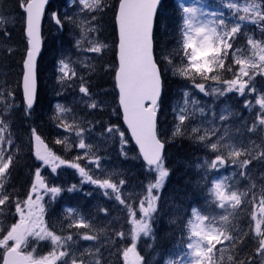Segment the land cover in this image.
<instances>
[{
  "label": "snow or ice",
  "instance_id": "obj_1",
  "mask_svg": "<svg viewBox=\"0 0 264 264\" xmlns=\"http://www.w3.org/2000/svg\"><path fill=\"white\" fill-rule=\"evenodd\" d=\"M19 9L22 10L26 21L24 35L27 39L26 56L23 58L22 69V102L16 104L15 91H8L7 96H11L9 101L5 98V93L0 91V104H3V112L22 107L24 116L31 118L34 106L37 103L36 84V55L40 50V17L44 11L46 0H17ZM81 5L78 16H66L69 23L80 28V36L76 39L77 50L87 53L101 54L107 45L98 39H92L90 33L97 32L99 26L94 25L97 16L103 13L107 7L106 0H79ZM220 4L231 10V16L224 13L222 9L206 13L196 7L178 4L180 11V21L177 29L176 43L172 51L163 50L157 55L155 46L154 30L157 27V13L161 5V0H119L118 9L115 12V22L118 28V45L116 58L118 66L115 68V88L118 91L119 108L123 114L124 123L127 124L131 135L139 146L140 156L143 158L144 168L149 175L147 195L140 201V213L142 216L137 219L136 213L131 206L128 212L133 225L130 232L131 243L120 250L124 264H142L143 257L137 252V241L143 233L148 236L151 233L149 220L154 219L153 213L158 211L157 201L160 199L154 194L162 188L165 178L170 171L165 165L164 149L165 139L158 129V113L161 110L163 97L165 95V82L169 75L179 77L189 81L194 88L205 96L213 95L217 98L226 96L228 93H236L241 97L249 93H257L256 77H264V0H249L244 4L238 0H220ZM243 12V15L240 13ZM53 20L62 29L64 20L58 14L53 13ZM9 17L0 14V37H11V32L7 28ZM87 24V27H85ZM255 25L260 29L261 39H257L255 34L247 35V26ZM247 35V47L240 43L241 37ZM85 41L87 45L85 46ZM79 62L89 70V74L95 72V66L86 63L85 60L72 61L70 56H64L58 61L57 71L59 75L56 82L60 89L66 87H79V92L83 94L80 101L87 108H102L100 101L96 100L90 91V82L84 73H79L75 64ZM72 65V67H70ZM235 65L236 67H233ZM231 73L229 78L226 74ZM79 79L77 85L74 81ZM65 81H72L65 83ZM213 81L214 84H206ZM57 94H60L58 91ZM87 97L88 100H85ZM184 103H177L172 108L174 120L172 138L186 135L194 142H199L205 149L216 153L214 158H205L204 164H197L198 169L214 170L219 173L222 168H227L229 162L231 166L239 167L240 177L248 176V166L253 160L264 161V144L256 145L260 151L256 152L246 148L243 144L237 146L233 143L221 141L223 136L212 139L219 131V126L212 121H204L200 124L191 125V133H188L191 120L196 118L197 113L203 116L205 108L200 106L201 102L192 94L190 89H183ZM90 101V102H89ZM255 103L259 105L260 111L256 113V120L249 132H258L259 126H264V89L256 97ZM244 107L251 111L250 101H244ZM72 113L73 125L67 123V114ZM233 115L227 108L222 110L219 116L221 121ZM215 117V113H213ZM59 122L57 128L63 127L65 132L75 131L79 138L78 147L80 149H91L92 145L86 144L83 133L84 128L78 124L77 114L63 105L55 106V114L52 117ZM205 124L212 125L204 127ZM0 144L7 143L12 146L14 141L11 137L5 136L9 124L0 116ZM203 128V134L201 129ZM91 131V129H87ZM108 133L105 139L120 136V143L126 144L125 133L117 125H108ZM104 136V133H101ZM67 137L57 139V144H64ZM29 143L32 146L35 159L40 162L36 166L35 179L32 181L27 198L13 200V193L5 188V182L11 175L10 168L13 165L12 154L4 155L0 151V213L11 210L15 206V214L19 220L12 223L10 228L4 229L6 235L0 238V248L4 249L3 264H78L73 255L72 245L76 243L74 236H79L85 241L97 240L98 236L89 232H76L65 230L61 222L60 231L57 232L54 222L50 223L45 219L48 206L55 201L63 191L69 193L79 191L76 184L64 189L60 186L49 184L41 175V167H50L53 175H58L57 169L61 165L76 169L82 177V183L87 182L105 190L104 195L111 198L107 189H112L115 199L121 204H125L122 199L121 189L116 183L107 178H99L86 171L78 163L69 162L56 155L49 149L35 127L31 128ZM221 148L227 150V156L223 154ZM89 153L85 152L84 157ZM84 157L77 156V160ZM241 157H246L241 159ZM89 163H95L100 167L99 158H90ZM233 175H237L233 172ZM208 179L205 173L204 180ZM232 177L221 174L219 179H213L211 187L207 190L208 199L206 203H214L216 207L223 210L219 217V222L215 216L201 214L197 208L191 210V217L183 227L187 231L181 232L180 247L181 254L174 261L168 264H218L216 252H220V260H223L224 248L217 249V245H224L225 241L230 244L225 247L235 248L238 243L243 242V237L250 233H241L240 237L231 234L226 227L244 211L247 202V191L241 192L235 187V182L228 183ZM121 185L124 183L120 181ZM254 187V185H253ZM51 194V200H45V194ZM86 195H92L91 192ZM145 202L147 206H145ZM251 219L255 221V237L257 243L254 254L244 260L236 261L233 255H228L227 259L233 264H256L257 258L264 264V191L260 194L259 211L257 205H252ZM231 209L232 211H228ZM107 212V209H102ZM54 211V209H53ZM64 212L71 220L67 224V229H90L92 225L86 221L73 208H65ZM175 222V221H173ZM114 236L120 240H127L124 232H115ZM31 238V240L29 239ZM111 239V238H110ZM9 241L12 243L9 244ZM50 243L51 250L47 255L34 258L32 252L22 254V248L35 243ZM113 246H117L114 242ZM32 251H36L35 248ZM79 264H86L79 261ZM95 264H100L99 260Z\"/></svg>",
  "mask_w": 264,
  "mask_h": 264
},
{
  "label": "rangeland",
  "instance_id": "obj_2",
  "mask_svg": "<svg viewBox=\"0 0 264 264\" xmlns=\"http://www.w3.org/2000/svg\"><path fill=\"white\" fill-rule=\"evenodd\" d=\"M173 1L176 3L177 8L179 3H184L185 6L196 7L206 13L222 9L226 15L231 16V10L223 7V5L220 4V0ZM80 7L79 0H58L53 1L46 11L43 19V27L46 28L47 32L44 35V41L48 53L41 61V84L45 86V92H43V103L40 107L38 106V110L33 115L32 120H34L40 127L41 137L47 140L52 146V151L56 155L69 162L80 164L86 171H89L90 174L96 177L107 178L116 183L121 189V196L122 199L125 200V204H121L115 199L116 194L112 192V189L106 190L111 194V198H109L104 195L105 190L87 182L82 183V177L74 168L61 165L57 169L58 175H53L50 167H41V175L49 184L60 186L64 189L76 184L77 188L80 189L79 191L72 193H69L66 190L63 191L55 198V201L48 206L45 219L50 223L54 222L57 232L60 231L61 222H63L66 232H89L90 234L98 236V239L93 241H85L79 236H74L76 243L72 245V248L73 255L78 261V264L81 260L85 261L86 264H95L96 260H99L100 264H124L123 258L120 255V250H122L124 246L130 245V232L133 227L129 222L131 217L129 216L128 206L132 207L133 211L136 213L137 219L142 216V213H140V201L147 195L148 180L150 177L146 173L144 165L137 156L135 149L131 145L129 138L120 123L121 117L117 103V94L114 87L115 68L117 67L115 60L116 42L113 45L111 37H109V39L101 40L100 37L97 36L98 30L89 35L92 39H98L107 45L101 54L98 55L96 53H87L77 50L75 43L76 39L80 36V28L69 23L66 16H78ZM53 13L58 14V16L64 20V27L62 29L53 20ZM166 15L167 13L162 3L157 14V26L159 25V29L163 32H169L171 30L165 24ZM98 16L101 17L100 14ZM93 23L94 25H97L95 24L96 21ZM85 27H87V24H85ZM173 31L177 36L176 27ZM243 39L244 41L241 44L247 47V36H244ZM85 46H89L87 45V41H85ZM163 50L165 49L160 47L157 51V55ZM66 55L70 56L72 61L85 60L86 63H91L95 66V72H104L105 70L113 73L110 80L112 82V87L104 86L100 90L101 92L106 93L104 97H100L96 92H92L94 98L102 103V108H87L84 103L80 101V97H82L83 94L79 92L78 86L75 88L66 87L60 89V86L56 82V77L59 75L57 71L58 61ZM70 67H72V65H70ZM233 67L236 66L233 65ZM75 68L79 73L85 74L90 82L91 91V86L93 85L92 77L95 72L89 74V70L83 67L79 62L75 64ZM227 76L230 78L231 73H228ZM172 78L174 77L171 75L167 77V79ZM70 82L72 81H65V83ZM74 82L78 85L79 79L77 78ZM205 83L214 84L213 81H207ZM256 84L257 93L255 94L249 93L248 95L241 97L236 93H228L226 96H221L219 98L213 95L205 96L194 88L189 81L182 82L181 85H178L174 97H172L169 102L167 119H161L158 129L160 133L165 134L162 135V139L167 141L165 143L166 146L174 144L175 141L179 139H183L195 149L194 155L177 161L181 167L192 172L193 182L190 185L191 188L180 189L177 191L179 197H177L176 202L170 203L172 205L164 202V199L162 201H160V199L157 201L158 211L153 213L154 219L149 220L151 233L148 236L141 233L137 241V252L144 258L142 264H168L169 261H174L178 258L182 252L180 247L181 232L184 231L185 236H187V231L183 226L188 223L193 207L197 208L201 214H207L210 217L215 216L217 222H219V217L223 214V210L216 207L214 203H206V200L208 199L207 190L211 187L212 180L219 179L221 174L232 177L228 183L231 184L235 182V187L239 191H247V196L245 198L247 202L244 205V211L235 219L230 218L231 223L226 225V227L230 230L231 234L236 235L237 237L238 233H250L251 241L254 243V248L251 254H254L257 238L253 231L255 228V221H252L251 214L253 203L257 205L256 211H259L260 194L264 191V161L259 159L253 160L248 166L247 177H240L238 173L241 169L239 167L231 166L230 162L229 166L227 168H222L219 173L206 168L198 169L196 167L197 164H204L206 157L214 158L216 153L205 149L199 142H194L189 139L187 134L172 138L173 124L178 123V121L174 120L172 108L177 105V103L183 105V89L187 87L201 102L200 106L205 108L203 116H200L199 113H197L195 119L190 122L186 121V124H189L188 133H191V125L200 124L204 121H212L213 124L219 126V131L216 133V136L212 137L213 140L218 136H223L224 139L221 141L222 144L233 143L237 146L243 144L246 148L258 152L260 149L256 147V145L264 144V126H259L260 130L258 132H249L247 129L252 127V123L256 120V113L260 111L259 105L255 103V100L256 97L261 94V90L264 89V77L257 76ZM58 91L60 94H57ZM84 99L88 100L87 97H84ZM245 100L250 101L252 105L251 111L244 107ZM57 104L71 108L77 114L79 126L85 129L83 133L85 143L92 145L91 149H80L78 147L79 138L76 136L75 131L65 132L63 127H56V124L59 121L52 119V117L55 114V106ZM225 108L232 112L233 115H230L226 120L221 121L219 116ZM213 113H215V117L213 116ZM67 123L73 125L72 113L67 114ZM108 125L119 126L120 130L125 133L127 143L123 145L120 143L119 134L114 138L109 137L105 139L104 137L108 136V133L106 132ZM211 126L212 125L210 124L204 125V127L209 128ZM73 127H76V125H73ZM87 129H91V131H87ZM102 132L104 133L103 137L101 136ZM9 134H11V137L15 142V133H12L8 129L4 135L7 137ZM200 134H203V128L201 129ZM65 137H67L66 143H56L57 139H63ZM22 140L24 149L30 148L32 150L28 135L22 137ZM13 150H15L14 147ZM221 151L227 156V150L221 148ZM85 152L89 153L88 157H84ZM4 154H8L6 148L4 149ZM19 154L20 152L16 150V155ZM77 156L84 158L77 160ZM95 157L99 158V168L95 163H89V159ZM243 158L246 157H241V159ZM169 159H172V157L169 156ZM39 164L40 162L38 161L36 166ZM141 172L144 175V179L142 180L139 179ZM233 172H236L237 175H233ZM205 173H207L208 176L206 181L204 180ZM121 180L124 181L122 185L120 183ZM164 185L165 183L158 192L153 190L154 194L160 197V195L163 194ZM89 192H91L92 195H86V193ZM192 195H195L197 199L195 200ZM45 200H51L50 193L45 194ZM145 206H147L146 202ZM66 207L73 208L77 213L83 215L92 227L90 229H67V224L71 218L67 217V213L64 212ZM102 209H107V212ZM228 211L232 210L229 209ZM164 214L170 217L171 225H176V221L173 220V217L177 218V231L175 237L177 245L174 246V249L171 251L157 250L153 243L155 226L160 221V216H165ZM5 217L6 214L4 212L0 213V234L3 235H6L4 229L10 228L11 226L4 223ZM11 219H13L11 222L15 223L19 220V216L14 214ZM262 227H264V225H262ZM115 232H124L128 239L120 240L119 237L113 235ZM0 238H2V235H0ZM29 239L31 240V238ZM114 242L117 246H113ZM11 243L12 242L9 241V244ZM229 244V241H225L224 245H217V249L224 248L223 260H220V252H216L215 254L218 264H233V262L228 261V255H233L235 260L237 258L238 260L243 258L240 256L239 252L235 251V248L239 246V243L234 249L231 247H225ZM24 248L29 251H32L33 248L40 249V251L45 253L44 255H47L51 250V244L41 242L40 245H37L33 243V245L31 244ZM3 253L4 249L0 248V264ZM68 259L69 264H71V258ZM256 264H261L259 258H257Z\"/></svg>",
  "mask_w": 264,
  "mask_h": 264
},
{
  "label": "trees",
  "instance_id": "obj_3",
  "mask_svg": "<svg viewBox=\"0 0 264 264\" xmlns=\"http://www.w3.org/2000/svg\"><path fill=\"white\" fill-rule=\"evenodd\" d=\"M58 1V0H54ZM119 0H106L107 7L100 13V16H97L96 23L98 28L97 36L101 40L109 39L111 37L113 45L116 42L115 28H114V14L116 11L117 3ZM239 3L244 4L249 2V0H238ZM166 15V25L169 29V32H163L159 29V25L154 30L155 36V46L158 51L160 47L168 51H172L176 43V33L173 31L174 28L178 29L180 21V11L177 8L176 3L173 0H163L162 1ZM161 3V4H162ZM51 5V4H50ZM0 14H3L6 17H9V23L6 25L8 30L11 32V37H0V91L5 93V98L11 100V96H7L8 91H15L16 93V104L21 105V91L20 83L22 76V61L24 58V53L26 50V41L24 38V14L21 9L18 7L17 0H0ZM244 13L241 12L240 15ZM4 25H1L0 28H3ZM247 35L255 34V37L262 38L260 29L255 25L249 24L245 29ZM46 28L42 27V39H43V49L39 61L37 63V73H38V87L37 93V103L34 107V112L32 117L26 118L24 116L22 107H18L11 112H3V104H0V116L3 120L9 124V131L15 133V142L10 146L6 141L0 144V151L4 153V149L8 151V154H12L14 157L13 165L10 168L11 175L7 178L5 182V188L8 192L13 193V200L20 198L21 200L27 198V194L30 190L32 181L35 178L36 171V160L32 156V150L24 149L22 137L28 135V139L31 135V128L35 127L38 129L40 134V127L36 124L33 119V115L37 112L38 106L40 107L42 98L45 92V86L41 84L42 80V65L41 61L43 57L48 53V50L45 45L44 35L46 34ZM178 35V33H177ZM245 35V36H247ZM244 36L241 37L240 43L244 41ZM112 59V58H111ZM112 72H95L92 79L93 85L91 86V92H96L98 96L104 97L106 93L101 92V88L112 87ZM228 74V73H227ZM226 74V75H227ZM182 82H186L179 77H174L172 79H166L165 82V95L163 97V103L161 105V110L158 113V121L161 122L162 118L167 119L169 112V102L174 97L178 85H181ZM2 126V125H0ZM13 147L15 150H13ZM24 149V151H23ZM16 150L20 152L19 155H16ZM8 154H4L7 156ZM195 154V149L183 139L175 141L174 144L167 145L165 147V165L169 169L170 174L165 178V185L163 187V194L160 195V201L163 199L164 202L173 203L176 202L177 197H179L177 191L180 189L191 188V183L193 182V174L186 168L181 167L177 163L178 160L187 158ZM169 156L172 159H169ZM139 179H144V175L141 172ZM171 189V190H170ZM173 190V191H172ZM172 192V193H171ZM170 193V194H169ZM194 199L197 198L195 195H192ZM174 198V199H171ZM172 205V204H170ZM4 207V206H1ZM164 207V206H163ZM6 214L4 223L7 225L12 224L11 217L15 214V206L11 207L10 212L4 211ZM165 215V214H164ZM160 221L155 226L153 243L155 249L162 251H171L174 249V246L177 245L176 231H177V218L173 217V220L176 221V225L170 224V217L160 216ZM172 220V219H171ZM14 222V221H13ZM241 233H238L240 237ZM33 245V244H32ZM254 248V243L251 241L250 235L243 237V242L239 243V246L235 248L236 252L240 253V256L246 259L252 252ZM24 253L32 252L33 257L39 258L44 256L45 253L36 249V251H29L26 248L22 250ZM239 256V257H240ZM236 261H239L238 258Z\"/></svg>",
  "mask_w": 264,
  "mask_h": 264
},
{
  "label": "water",
  "instance_id": "obj_4",
  "mask_svg": "<svg viewBox=\"0 0 264 264\" xmlns=\"http://www.w3.org/2000/svg\"><path fill=\"white\" fill-rule=\"evenodd\" d=\"M50 2H51V0H46V3L44 4V11H43V14H42L41 17H40V30H39V32H40V50H39V52H38L37 55H36V67H37V62H38V60H39V57H40V55H41V51H42V38H41V26H42V20H43L44 13H45V11H46V9H47V7H48V5H49ZM117 9H118V5H117ZM117 9H116V10H117ZM25 27H26V21H25V18H24V29H25ZM115 27H116L117 45H118V39H119V37H118V28H117L116 22H115ZM24 38H25V40H26V44H27V39H26L25 35H24ZM117 45H116V53H117ZM25 56H26V52H25L24 57H25ZM116 62H117V66H118V60H117V58H116ZM22 69H23V63H22ZM36 84H37V77H36ZM20 87H21V97H22V77H21V86H20ZM22 98H23V97H22ZM118 105H119V102H118ZM119 110H120V108H119ZM120 114H121V120H122V123H123V125H124L126 131L128 132V135H129V137H130V139H131V142L133 143V145H134L135 148L137 149V151H138V153H139V156H140L139 146L136 144L135 140L133 139V137H132V135H131V131L128 129L127 124L124 123V120H123V114H122V111H121V110H120ZM140 158H141V160H142V162H143V158H142V156H140ZM143 163H144V162H143ZM1 264H3V257H2V262H1Z\"/></svg>",
  "mask_w": 264,
  "mask_h": 264
}]
</instances>
